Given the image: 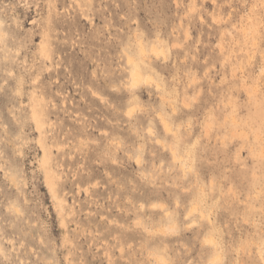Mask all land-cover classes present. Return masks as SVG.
<instances>
[{"label": "rangeland", "instance_id": "obj_1", "mask_svg": "<svg viewBox=\"0 0 264 264\" xmlns=\"http://www.w3.org/2000/svg\"><path fill=\"white\" fill-rule=\"evenodd\" d=\"M0 13V264H264V0ZM129 56L155 81L132 86Z\"/></svg>", "mask_w": 264, "mask_h": 264}, {"label": "bare ground", "instance_id": "obj_2", "mask_svg": "<svg viewBox=\"0 0 264 264\" xmlns=\"http://www.w3.org/2000/svg\"><path fill=\"white\" fill-rule=\"evenodd\" d=\"M251 18V16H249ZM256 23H255V20L252 19L249 20V23L248 25L243 29V34L245 36H251L253 38V40L256 39ZM6 29H5V20L3 18V16L1 15L0 13V38L2 39L4 37L6 33ZM151 47V46H150ZM46 46L43 45V49L45 50ZM138 48H139V52H140V55H141V58L144 60H148L147 59V55L149 54L148 51H151L153 52L154 54H156V56L159 54H161L162 52H164V48L163 47H160L158 46L157 44H153L151 49H148L147 46L144 44L143 41H140L139 40V43H138ZM42 49V48H41ZM43 52V50L41 51ZM128 54V53H127ZM46 56H47V53H46ZM129 63L131 65V68H130V76H131V85L132 86H137L139 85L140 83H143V82H154L155 81V78L153 76L152 73L150 72H146L143 68V65L141 62H139L138 60H136V56H129ZM151 84V83H150ZM156 84L157 86H159V83L156 81ZM130 85V86H131ZM127 86V84H126ZM251 87V86H250ZM249 87V88H250ZM253 89V88H252ZM18 90H21L20 87L18 88ZM17 90V91H18ZM249 90V89H248ZM255 90V89H253ZM250 91V90H249ZM248 91V92H249ZM252 91V90H251ZM256 92V91H254ZM22 93V92H21ZM253 93V92H251ZM249 96L252 97V95L250 94ZM44 97V96H43ZM29 102L31 104V114H32V118L34 119L35 123H36V126L40 132V136L41 138L43 137L44 135V123L42 122V120L40 119V114H39V111H38V108H37V105L41 102L42 100V97H39V95H36V92L35 90H32V92L29 94ZM131 108V107H130ZM132 108H135L134 106H132ZM133 110V109H132ZM131 111V110H130ZM129 113V112H127ZM130 114V113H129ZM128 114V115H129ZM160 114V112L158 113ZM160 116V115H159ZM163 116V115H162ZM160 118V117H159ZM234 120V119H233ZM162 122L164 121V125H165V128L167 130H170L172 127H170V124L167 122L168 120H166L165 118L163 120H161ZM35 126V127H36ZM150 128V127H149ZM152 129V128H151ZM154 134V133H153ZM159 140V139H158ZM40 142V141H39ZM44 145V148H45V144ZM263 148V147H262ZM45 150V154L43 155V159H42V165L45 169V176H46V180H47V184L50 185L49 188H51V191L54 193V198H58L59 199V196L57 195V191H56V179H55V175L53 174V167L51 165V160H50V156L46 150V148L44 149ZM264 150V148H263ZM140 158V157H139ZM140 161V160H138ZM184 168V166H182ZM185 171V170H184ZM56 173V172H55ZM61 199H59L60 201ZM196 205V204H195ZM155 206V205H154ZM194 205H192L193 207ZM200 208V207H199ZM62 209V208H61ZM192 209H198L197 205L194 206ZM194 210V211H195ZM62 211V210H61ZM197 211V210H196ZM168 213V212H167ZM202 213V212H201ZM203 214V213H202ZM203 216V215H202ZM64 221V220H63ZM174 224V223H173ZM173 224H169L170 227L168 226H164L165 229L167 230V227L168 228H171L170 230L172 229H175V226L176 225H173ZM169 230V229H168ZM164 232V231H163ZM171 232V231H170ZM214 237L212 236V238H209L207 239V241L209 240L210 242H213L212 239ZM160 257V256H159ZM158 257V258H159ZM163 257V256H162ZM161 259V258H159ZM162 262L163 261V258L161 260Z\"/></svg>", "mask_w": 264, "mask_h": 264}]
</instances>
